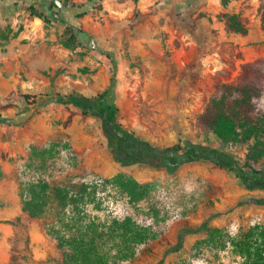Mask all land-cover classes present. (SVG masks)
<instances>
[{
    "label": "rangeland",
    "instance_id": "1",
    "mask_svg": "<svg viewBox=\"0 0 264 264\" xmlns=\"http://www.w3.org/2000/svg\"><path fill=\"white\" fill-rule=\"evenodd\" d=\"M223 1L0 0V264H62L58 242L87 226L111 252L109 227L125 217L156 236L118 264H242L230 243L219 249L206 233L189 235L180 251L170 247L182 228L207 219L225 238L264 226V206L238 205L264 188L206 159L174 174L123 167L97 117L48 101L95 95L113 79L122 122L144 139L205 144L244 163L248 144L223 143L199 116L217 84H236L246 63L264 58V0ZM223 13L237 15L247 33L228 29ZM27 111L26 121L13 122ZM256 166L264 171V156ZM118 173L150 184L148 195L131 201L112 183ZM38 182L49 186L48 203L32 218L22 206Z\"/></svg>",
    "mask_w": 264,
    "mask_h": 264
},
{
    "label": "trees",
    "instance_id": "2",
    "mask_svg": "<svg viewBox=\"0 0 264 264\" xmlns=\"http://www.w3.org/2000/svg\"><path fill=\"white\" fill-rule=\"evenodd\" d=\"M138 1V0H135ZM226 4V0L223 1ZM46 20V16H38ZM228 29L237 33H247V28L235 14L218 15ZM114 83L87 96L79 91L58 94L49 102L73 105L84 116H94L100 120V127L114 159L123 167L145 165L164 169L170 174L176 173L183 165L197 159L210 160L213 163L233 171L244 183L251 187L264 188V171L256 166L264 156V112L261 101L264 95V58L246 63L236 84H217V91L210 98L204 112L199 116L202 127L211 129L225 144H248L247 161L241 163L231 153L205 144L187 142L171 145H156L127 127L121 118V109L114 94ZM197 154V158L188 156V151ZM46 152V150H44ZM44 152V153H45ZM112 183L127 193L131 201H140L150 190V184L118 173ZM48 184L38 182L29 187V198L23 201L22 211L30 217H40L48 203ZM57 196L62 191L57 188ZM65 199V196H61ZM59 198V197H58ZM238 205L264 206V196H248ZM91 226L86 230L90 233ZM113 251L106 252L100 247L94 235L88 233L61 238L58 245L62 251V264H118L135 256L137 248L156 235L146 226H141L131 217L114 219L109 227ZM206 233L219 249H225L230 243L243 258L242 264H264V226H251L239 238H225L221 228H212L209 220L195 227L180 230L170 251H180L189 235ZM33 264H47V260H34ZM157 264H164L161 259Z\"/></svg>",
    "mask_w": 264,
    "mask_h": 264
},
{
    "label": "water",
    "instance_id": "3",
    "mask_svg": "<svg viewBox=\"0 0 264 264\" xmlns=\"http://www.w3.org/2000/svg\"><path fill=\"white\" fill-rule=\"evenodd\" d=\"M32 115L31 111H27L21 114H18L14 119L13 122L14 123H21L26 121L30 116Z\"/></svg>",
    "mask_w": 264,
    "mask_h": 264
}]
</instances>
